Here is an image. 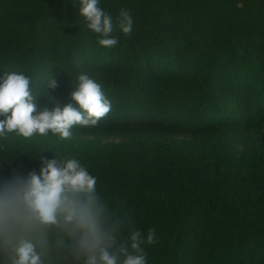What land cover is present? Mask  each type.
<instances>
[{"label":"trees","instance_id":"obj_1","mask_svg":"<svg viewBox=\"0 0 264 264\" xmlns=\"http://www.w3.org/2000/svg\"><path fill=\"white\" fill-rule=\"evenodd\" d=\"M73 5L78 0H0V77L31 78L40 95L33 115L78 108L73 81L86 74L111 110L72 133L157 126L192 136L108 144L51 131L5 133L0 195L39 174L42 161L62 167L75 159L95 178L94 197L125 198L96 200L118 245L131 226L144 238L155 230V243L142 245L146 264H264V0H100L113 18L114 47L98 43ZM121 9L133 19L130 34L118 27ZM50 77L55 89L47 87ZM221 129L256 131L258 149L229 148L216 134ZM24 235L38 244L42 264H84L76 239L60 226L37 225ZM11 257L0 237V264Z\"/></svg>","mask_w":264,"mask_h":264},{"label":"clouds","instance_id":"obj_2","mask_svg":"<svg viewBox=\"0 0 264 264\" xmlns=\"http://www.w3.org/2000/svg\"><path fill=\"white\" fill-rule=\"evenodd\" d=\"M100 0H78V15L87 22V27L101 38L103 47H114L118 40L111 36L113 18L98 5ZM118 27L130 34L133 19L121 9ZM76 90L71 92V103L62 109L36 112L31 78L24 73H4L0 77V136L15 132L30 138L35 134L47 135L49 131L62 139L70 138L74 125L95 126L111 110L99 83L86 74H80L74 82ZM47 87L55 89L57 82L51 77ZM10 113V114H9ZM96 180L75 159H69L62 167L56 159L42 161L39 174H29L23 183L14 185L0 195V237L3 246L12 252L11 264H42L38 244L25 233L37 225H57L68 232L78 244L84 264H146V253L142 245L155 243V230L149 229L146 238L141 231L130 228L126 241L117 244L115 229L103 227V209L93 196ZM39 245L43 246V239ZM115 249V250H113Z\"/></svg>","mask_w":264,"mask_h":264},{"label":"rangeland","instance_id":"obj_3","mask_svg":"<svg viewBox=\"0 0 264 264\" xmlns=\"http://www.w3.org/2000/svg\"><path fill=\"white\" fill-rule=\"evenodd\" d=\"M150 118V115L147 116V119ZM161 120L165 121L166 119L161 116ZM150 129H153L151 131L145 130L142 128L136 129L134 127L129 128V131H122V132H114L109 134H97L92 131L88 130H75L71 137L76 139H82V140H90V141H97L102 143H108V144H124L127 142H130L136 138H139L141 136H165L172 139H179V140H185L189 139L192 136V133H190L189 130H184L180 128H173V129H166L163 127H157L152 126L149 127ZM217 135L221 136L224 141L226 142V145L234 150L241 151L243 153H249L253 150L258 149L259 147V139L257 137L256 131L251 132H235L232 130L227 129H221L216 132ZM96 198V197H95ZM105 200V202H109L112 199H116L118 202L121 203L123 198L119 197H108L107 199L105 197H97L96 200Z\"/></svg>","mask_w":264,"mask_h":264}]
</instances>
